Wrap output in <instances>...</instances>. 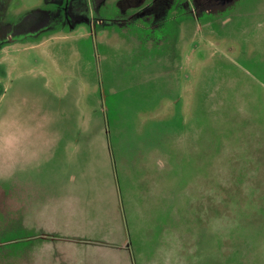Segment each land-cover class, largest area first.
Masks as SVG:
<instances>
[{"label":"rangeland","instance_id":"374dc122","mask_svg":"<svg viewBox=\"0 0 264 264\" xmlns=\"http://www.w3.org/2000/svg\"><path fill=\"white\" fill-rule=\"evenodd\" d=\"M122 1L144 4L138 25L126 6L123 23L65 22L0 47V264H120L97 258L119 261L121 229L103 238L118 219L130 264H264V0H107L99 13L111 21ZM45 7L0 0V39L6 22ZM42 18L25 30L58 25ZM80 85L79 110L106 130L112 163L99 143L71 147L70 93ZM13 123L42 124L64 141L48 135L57 146L41 168L12 166ZM62 192L84 207L55 216L77 237L40 246L30 229L54 219L46 197Z\"/></svg>","mask_w":264,"mask_h":264},{"label":"crops","instance_id":"0c3cea01","mask_svg":"<svg viewBox=\"0 0 264 264\" xmlns=\"http://www.w3.org/2000/svg\"><path fill=\"white\" fill-rule=\"evenodd\" d=\"M45 1V0H44ZM87 0H84V10H83V14L81 13V11L75 10V9H65V11L58 9L57 7L62 5V2L60 3H50V4H46V7L44 8V10H35L37 12H40L43 15L44 20H46L47 18H50V22L52 23V21L55 23H58V25L56 27H54V29H44L41 32L37 33V35H35L34 37H24V38H38L42 33L47 32V31H51V30H55L58 28H61L65 22L68 23H83V22H88L89 24L94 25L96 23H103V22H110V23H123L125 21H127V18L130 17L129 11L125 10L128 6V8H130V10L133 12L132 17L135 18L132 19L134 21H138V18L140 16H142L144 13V9H141L140 7H142L144 4H131V5H125V2H119L118 3V7L116 8V13L115 16L112 17L111 21L107 19L106 16L102 15L100 12V9L104 8L105 3L107 0H99L98 3H94L91 0L92 6L94 8V14H93V21L91 22L88 16V10H87V4H86ZM125 5V6H124ZM51 6V9H48V7ZM68 7V5H67ZM136 7L140 8L137 9ZM143 13V14H142ZM125 16L127 18H125ZM129 18V19H130ZM20 19V18H19ZM136 21V24H137ZM130 22V21H129ZM138 25V24H137ZM95 27V26H93ZM147 30V29H146ZM37 32V31H35ZM31 34L34 32H30ZM151 32H146L144 33L148 38H151ZM30 36V35H28ZM24 40V39H23ZM19 41V40H17ZM10 42H14V41H9ZM154 45H156L155 43H153L152 41L147 43V50L148 49H152L154 47ZM147 63V62H146ZM140 64V63H139ZM139 65L136 63L134 65L135 68H137ZM80 84V83H79ZM88 86V83L86 84ZM93 85V84H92ZM92 85L90 88H92ZM92 90V91H91ZM90 90V94L88 93L87 95H92L94 96L95 92L93 89ZM81 85L80 88H76L75 92L70 93V98L73 99V104L71 105V108H73L74 110H70V117L69 120L71 121V124L73 125L71 127L72 129V133H71V137H72V141H73V146L72 149L74 150H82L84 153V150H89L95 143H99L100 145L97 147H102V150L104 151V160L109 164L110 162L112 163V156L110 154V143L107 140L106 137V130L105 129H100L98 131H96L94 129V125H93V116L94 113L92 112L91 116H89V113L87 112L86 114L83 113V111L81 112V110H79L78 104L79 101L81 99ZM96 95V94H95ZM102 99L104 98V94H101L100 96ZM1 98V96H0ZM57 98V97H56ZM86 100V97H85ZM84 100V102H85ZM86 116L87 119L84 121L83 117ZM46 118V116H44ZM44 120V119H43ZM104 122V121H103ZM104 126V123H103ZM57 129V128H56ZM58 130V129H57ZM83 130V131H82ZM93 134V135H92ZM3 134H0V146H4L5 145V138L2 136ZM48 135L51 138V135L53 136V138L57 139V142H60V140L63 139L64 141V136L61 134V132L58 131H53V133H49L47 126H44L42 124L37 123L36 126H26V127H22L20 126L19 128L16 127V125L13 123V126H9L7 128V132H6V146H7V161L8 164H12L15 165L16 161L19 160H23L24 164L27 166H30L31 164H36V166H40L39 168H41L42 163L44 160H47L52 157V154L54 152V150L56 149L57 146L55 144H51L48 141ZM152 137V135H150ZM62 141V142H63ZM74 154L76 155V153L74 152ZM37 169V168H35ZM8 176H11V173H8ZM42 176V174L40 175ZM31 179V178H29ZM10 183V182H9ZM109 193L110 196L112 197V199H116L118 200V191L114 182V179L112 177V180L110 182V187H109ZM50 195L49 197H46L47 199H53L50 203L46 202L45 204L48 206V209H50V214L49 216L54 217V219H49L44 221V223L40 222V227L37 228H33V230L30 229V231L33 232H39V234H37V236H40V241L42 243H40V246H44V245H48L50 241L54 242L57 239H74L77 236H73V234H68L65 235L63 233H61L62 231V227L58 226L59 225V221L57 218H55L56 215H58V212H61V214L63 215H67L68 217L73 216L74 212L77 208L82 209V213L83 212V208L81 205L78 207V203L75 202L73 199L74 197L70 196L68 193L62 192V194H57L55 198H53V194H48ZM30 199H34L35 198V194L33 195V193H29L28 196ZM117 209V208H116ZM119 211L120 209H118V214L117 216L119 217ZM49 213V211H48ZM73 222L72 217L68 220V224H71ZM67 224V223H65ZM115 225L113 228V230L111 231V233L107 234L105 237H103L104 239H108L110 235L116 237V234H120V229H121V244L120 245H116L121 246L122 250L118 251L119 253H123L124 248L123 245L125 242H127V244H130L128 237L125 234V230L122 226V223H120V220L118 219L117 222H115ZM45 226V227H43ZM35 229V230H34ZM87 231H89L88 229H86ZM93 231H95V229H93ZM98 233V232H97ZM45 236V237H43ZM36 237V236H35ZM87 237L90 239L89 235H84V236H79L78 238L82 239V240H87ZM95 239V238H93ZM87 244L93 243L94 241L91 240H87ZM106 240L105 243L106 244ZM97 243V242H96ZM44 244V245H43ZM94 245V243L92 244V246ZM100 245H98L97 247H99ZM101 248H105L100 246ZM99 247V248H100ZM98 248V249H99ZM104 250V249H102ZM121 254V255H122ZM127 256H124L125 259L121 258L122 256L119 254V261L117 260L118 257L116 256H108V255H104L102 254V256L97 255V258L100 257H105L106 259H108L109 261L113 262L112 257L114 260H116L117 262H121L122 264H130V257H129V252L125 253ZM107 256V257H106ZM96 257V256H95ZM123 259V260H122ZM120 263V264H121Z\"/></svg>","mask_w":264,"mask_h":264},{"label":"trees","instance_id":"16d2710c","mask_svg":"<svg viewBox=\"0 0 264 264\" xmlns=\"http://www.w3.org/2000/svg\"><path fill=\"white\" fill-rule=\"evenodd\" d=\"M62 2V5L57 7L58 9L65 11V9L67 10L69 9H75L78 11L84 10V0H45L46 4H50V3H60ZM68 5V7H67ZM3 14L0 15V25L2 26V24L4 23V18H3ZM43 16L40 12L37 11H32L27 13L26 15H24L22 18L18 19L15 22H6L5 26L8 30V35L4 36V38H2V40L0 39V47H2L4 44L8 43L9 41H17L18 39L24 38V37H34L35 35H37V33L39 32H34V33H30L28 31L25 30V27L27 26L28 23H35L38 21H35L37 19V17ZM43 19V18H42ZM40 19V20H42ZM71 25H73V23H69ZM63 25V24H62ZM57 26V25H56ZM54 26H50L48 28L45 29H54ZM30 35V36H28Z\"/></svg>","mask_w":264,"mask_h":264}]
</instances>
